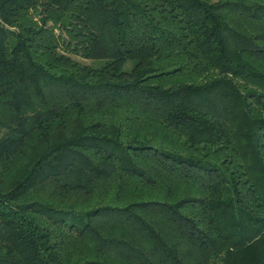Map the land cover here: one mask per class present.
Returning a JSON list of instances; mask_svg holds the SVG:
<instances>
[{
    "label": "trees",
    "instance_id": "16d2710c",
    "mask_svg": "<svg viewBox=\"0 0 264 264\" xmlns=\"http://www.w3.org/2000/svg\"><path fill=\"white\" fill-rule=\"evenodd\" d=\"M0 264H264V0H0Z\"/></svg>",
    "mask_w": 264,
    "mask_h": 264
},
{
    "label": "rangeland",
    "instance_id": "374dc122",
    "mask_svg": "<svg viewBox=\"0 0 264 264\" xmlns=\"http://www.w3.org/2000/svg\"><path fill=\"white\" fill-rule=\"evenodd\" d=\"M73 59L79 61V62H84V60H82L81 58L75 57L73 55H70Z\"/></svg>",
    "mask_w": 264,
    "mask_h": 264
}]
</instances>
